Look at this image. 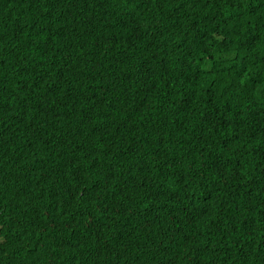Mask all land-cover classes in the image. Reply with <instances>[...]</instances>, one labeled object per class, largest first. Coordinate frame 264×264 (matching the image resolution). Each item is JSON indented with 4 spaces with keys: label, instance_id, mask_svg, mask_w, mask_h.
I'll list each match as a JSON object with an SVG mask.
<instances>
[{
    "label": "trees",
    "instance_id": "obj_1",
    "mask_svg": "<svg viewBox=\"0 0 264 264\" xmlns=\"http://www.w3.org/2000/svg\"><path fill=\"white\" fill-rule=\"evenodd\" d=\"M0 235V264H264V0H0Z\"/></svg>",
    "mask_w": 264,
    "mask_h": 264
},
{
    "label": "clouds",
    "instance_id": "obj_2",
    "mask_svg": "<svg viewBox=\"0 0 264 264\" xmlns=\"http://www.w3.org/2000/svg\"><path fill=\"white\" fill-rule=\"evenodd\" d=\"M120 4H121V0H120ZM162 49H163V51L165 52V54H163V52H159V54H160L162 57H165V55H166V51H165V45H164V44H162ZM168 58H169V56H166L165 59H164V62H165V64H166L167 66H169V65H168V62H167ZM171 62H172V61H171ZM5 239H6L5 236L0 235V244H1Z\"/></svg>",
    "mask_w": 264,
    "mask_h": 264
},
{
    "label": "water",
    "instance_id": "obj_3",
    "mask_svg": "<svg viewBox=\"0 0 264 264\" xmlns=\"http://www.w3.org/2000/svg\"><path fill=\"white\" fill-rule=\"evenodd\" d=\"M2 264H6L4 261H2Z\"/></svg>",
    "mask_w": 264,
    "mask_h": 264
}]
</instances>
